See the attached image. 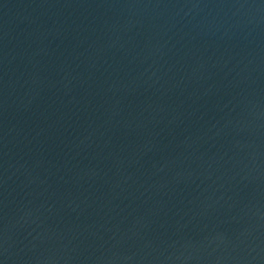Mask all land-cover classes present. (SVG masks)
I'll use <instances>...</instances> for the list:
<instances>
[{
  "label": "water",
  "instance_id": "95a60500",
  "mask_svg": "<svg viewBox=\"0 0 264 264\" xmlns=\"http://www.w3.org/2000/svg\"><path fill=\"white\" fill-rule=\"evenodd\" d=\"M0 264H264V83L0 136Z\"/></svg>",
  "mask_w": 264,
  "mask_h": 264
}]
</instances>
